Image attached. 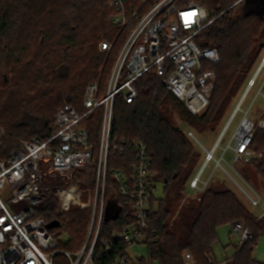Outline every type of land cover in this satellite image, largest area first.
Returning <instances> with one entry per match:
<instances>
[{"label":"trees","instance_id":"16d2710c","mask_svg":"<svg viewBox=\"0 0 264 264\" xmlns=\"http://www.w3.org/2000/svg\"><path fill=\"white\" fill-rule=\"evenodd\" d=\"M110 1L0 0V129L3 131L0 161L8 160L21 141L47 139L57 110L64 105L83 113L84 94L90 83L101 77L102 90L106 89L125 39L109 21L114 11ZM187 1L204 6L210 13L211 23L200 33L198 43L215 48L220 56L216 63L205 67L216 77L208 109L199 116L192 115L166 89L154 70L136 82L139 94L136 101L126 104L119 96L114 103L113 140L144 142L157 182L164 186L165 197L158 202L153 198L150 207L152 229L159 241L147 243L149 258L140 259L139 264H183L186 253L197 264H216L208 257L215 261L213 246L218 242L217 231L223 225L235 223L248 228L253 238L236 248L229 264H264L253 257L264 234V217L258 221L233 190L217 182L199 197L181 204L186 185L196 174L201 153L172 120L176 112L199 131L214 130L223 122L264 48V16L237 14L234 5L238 0ZM102 40L114 43L108 59L106 53L98 51ZM102 115L103 110L99 109L85 116L81 123L87 128L96 153L92 167L75 173L83 189L95 188ZM255 144L264 147V132L258 133ZM133 161L131 153L123 156L113 150L109 152L106 188L114 186L116 206L121 212L116 220L106 221L104 217L93 252L94 264H113L115 259L113 253L103 252L101 240L110 239L118 247H125L116 234L133 225L134 219L110 173L116 169L128 171ZM250 166L257 175H264V161H254ZM69 212L67 217L66 213L59 214L56 198L37 208L48 224L57 222L58 229H71L85 242L90 209L80 210L75 206ZM83 244H77L73 250Z\"/></svg>","mask_w":264,"mask_h":264},{"label":"built area","instance_id":"2783aa9c","mask_svg":"<svg viewBox=\"0 0 264 264\" xmlns=\"http://www.w3.org/2000/svg\"><path fill=\"white\" fill-rule=\"evenodd\" d=\"M110 6L114 11L109 21L119 28L125 39L106 89L102 90L101 77L90 83L84 94L83 113L71 105H64L57 110L47 139L21 141L20 147L8 160L0 161V264H56L62 257L64 264H94L93 252L109 203L105 191L111 150L123 156L127 153L133 155L134 161L130 163L128 171L116 169L110 175L134 221L133 225L124 227L116 234L125 247H118L105 238L100 241L103 252L115 255L113 264H137L132 260L130 251L136 246H147L149 241H159L151 222L150 207L157 184L152 159L146 144L140 140H113L114 103L119 96L126 104L136 101L139 96L136 82L154 70L166 89L192 115L199 116L209 107L211 89L216 80L214 72L207 71L205 67L216 63L220 56L215 48L202 47L198 43L200 33L211 23L210 13L204 6L187 0H111ZM234 6L241 7L246 13L264 16V0H238ZM112 46L104 43L101 50L110 51ZM260 60L211 150L206 149L192 131L185 134L197 148L206 152L204 164L192 177L189 188L202 194L212 182H217L214 172L221 167L244 199L254 209H260L255 214L258 221L264 217V198L233 166V174L228 173L222 163L225 154L230 151L235 160L243 163L264 161V147L255 144L258 133L264 132V115L256 125L248 118L249 110L244 112L229 144L224 149L220 144L264 70V53ZM263 86L264 83L258 88L251 107H255L258 100L264 105ZM99 109L103 110V115L96 184L93 192L89 191V202L84 203L75 173L92 167L96 153L90 144L88 130L81 123L85 116ZM219 148L224 152L217 159L215 155ZM211 163H215L216 167L205 179L204 173ZM50 198L58 200L59 214L67 213L75 206L91 211L85 242L76 252L63 248L60 239L65 231L57 227L52 232L46 219L37 213V208ZM113 202L116 204L115 200ZM232 232L240 235L239 246L253 238V233L242 223H235ZM208 260L216 264H229L227 259L220 263L212 257H208ZM183 264L197 263L186 253Z\"/></svg>","mask_w":264,"mask_h":264},{"label":"rangeland","instance_id":"374dc122","mask_svg":"<svg viewBox=\"0 0 264 264\" xmlns=\"http://www.w3.org/2000/svg\"><path fill=\"white\" fill-rule=\"evenodd\" d=\"M237 14H239L241 16L251 15L250 13L244 12V10L241 7L237 8ZM104 43H110V41H107V40L100 41L98 43V51L101 53H106L107 54L106 59H108L110 52L114 47V43L113 42L110 43V44H113L110 51H102L101 46ZM263 53H264V48L261 49V52H260L258 59H257V63L255 64V67L251 71L249 78H252L254 76L253 74L255 73V70L257 69L258 65L260 64V61H261L260 57ZM102 70H103V67L100 69V71H102ZM259 75L260 76L257 80V84H256L254 90H252L250 92L248 97L243 102L241 112L237 115L235 122L232 124V126L229 128V131L227 132L228 134L225 136L222 143L220 144L221 148L224 149L229 144V141L232 138L234 131L236 130L242 116L244 115V112L249 110L248 118H250L256 125L259 124L261 122V120L263 119L262 117L264 115V105H263V103H261V100H258L256 102L255 107H251V105H252L251 103L256 96V92H257V90H259L258 88H260L262 86V84L264 83V70ZM109 76H110V74H109ZM108 77L106 79H108ZM107 84H108V82H107ZM246 84L247 83L245 82L243 84V86L241 87V91L239 92L238 96L234 99L232 106L229 109L227 115L225 116L223 122L219 126H217L214 130L204 129V130L199 131L196 128H193L190 125H188L186 122H184L182 120V118L176 112H173L172 120L174 121L175 125L177 127H179L185 134L189 130L192 131L194 134H196L200 143H202L206 149L211 150L212 147L215 145L217 139L221 136V132L223 131L226 124L228 123V120H229L228 118L230 117V115L232 114L234 109L236 108L239 99L242 97V94L244 93L245 88H246ZM262 89H263L262 92L264 93V86ZM2 133H3V131L0 129V142H1ZM197 149L201 153V159L199 161V165H198L195 173H197L202 168V165L204 164L203 163L204 158L206 155V152L203 149H199V148H197ZM223 152H224V150L219 148L216 152L215 157L217 159L221 158ZM222 166L228 173L231 172L232 174H233V172L231 170V166H233L234 169L236 170V172L240 176H242L244 178V180H246L247 183L253 189H255L259 195L262 196V198H264V175H262L260 173H259V175H257L256 170L252 169L250 164L243 163L242 161H239V160H235V156H234L233 152L230 151L229 153L225 154ZM215 167H216V164L211 163L210 166L206 169L203 177L205 179H208L209 176L211 175V173L214 171ZM214 177H215L214 179L219 183V185H222L223 187H225L229 190H233V192L238 197L239 201L242 204H244V206L247 207L248 210L252 214L255 215V214L260 212V209H254L244 199L241 191L238 190L237 186L233 183V181L230 180L229 177L225 175V173L221 167H218L216 169V171L214 172ZM189 182L186 185V189L184 191L185 192V198L182 200L181 204H183L185 201H187L191 198L199 197L198 193L194 192L193 190H191L189 188ZM216 183L212 182L211 184L214 185ZM79 189L82 193L83 202L88 203L89 197H90L89 191L93 192L94 186H90L87 189H83L80 187V184H79ZM154 194H155L156 202L160 201L161 199H163L165 197L164 186H163L162 182H157ZM105 196L107 197V201L109 200V202H113L115 200L116 195H115V190H114L113 185L107 186L106 191H105ZM79 209L84 210L82 207H79ZM70 214H71L70 212H67L65 214V217L69 216ZM217 234L219 237L218 242L213 246L214 256H215L216 262L220 263L221 261H224L225 259L231 260L235 255L236 248L239 246V244L241 242L240 235L233 233L232 232V226H230V225L221 226L219 228V230L217 231ZM60 241L63 244V248H65L66 250L71 251V252H76V250H73V247H75L77 244L82 245L84 242L83 240H82L83 242L81 240H79L78 234H75L71 229L65 230L64 235L62 236ZM71 244H72V247L70 246ZM130 252H131L130 256H131L132 260L135 261L137 264H139L140 259H145L147 261L149 258V251H147L146 246H143V245L134 247V249H132ZM253 257L256 261H259L261 263L264 262V234L258 240L257 246H256L254 254H253ZM56 263L57 264H64L65 263L64 257L59 258ZM154 264H157V263L155 262Z\"/></svg>","mask_w":264,"mask_h":264},{"label":"water","instance_id":"95a60500","mask_svg":"<svg viewBox=\"0 0 264 264\" xmlns=\"http://www.w3.org/2000/svg\"><path fill=\"white\" fill-rule=\"evenodd\" d=\"M105 210H106V215H105L106 221L116 220L121 212V209L118 206H116L114 202H109ZM48 227L56 228L58 227V223L57 222L49 223Z\"/></svg>","mask_w":264,"mask_h":264},{"label":"snow or ice","instance_id":"6c2138e0","mask_svg":"<svg viewBox=\"0 0 264 264\" xmlns=\"http://www.w3.org/2000/svg\"><path fill=\"white\" fill-rule=\"evenodd\" d=\"M193 15H195V14H193Z\"/></svg>","mask_w":264,"mask_h":264},{"label":"crops","instance_id":"0c3cea01","mask_svg":"<svg viewBox=\"0 0 264 264\" xmlns=\"http://www.w3.org/2000/svg\"><path fill=\"white\" fill-rule=\"evenodd\" d=\"M216 261V260H215Z\"/></svg>","mask_w":264,"mask_h":264}]
</instances>
